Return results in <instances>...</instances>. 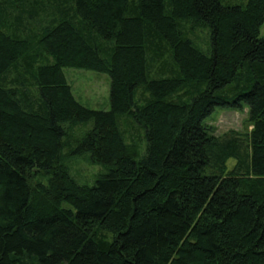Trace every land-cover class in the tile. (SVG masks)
Listing matches in <instances>:
<instances>
[{
	"label": "trees",
	"instance_id": "trees-1",
	"mask_svg": "<svg viewBox=\"0 0 264 264\" xmlns=\"http://www.w3.org/2000/svg\"><path fill=\"white\" fill-rule=\"evenodd\" d=\"M231 1L0 0V264H264V0ZM67 68L108 74L111 109ZM217 108L253 129L217 137Z\"/></svg>",
	"mask_w": 264,
	"mask_h": 264
},
{
	"label": "rangeland",
	"instance_id": "rangeland-1",
	"mask_svg": "<svg viewBox=\"0 0 264 264\" xmlns=\"http://www.w3.org/2000/svg\"><path fill=\"white\" fill-rule=\"evenodd\" d=\"M244 0H232V4H238ZM59 4H63L60 0ZM260 37L264 38V25L261 28ZM193 42L204 52H209L211 48L210 29L201 28L196 35L191 36ZM68 83L71 85L75 98L87 108L93 110L109 111L111 78L106 73L67 68L64 70ZM128 117L120 118L121 129L127 132L129 142L135 140L141 143L145 150V132L143 127L128 122ZM206 123L215 129L217 137H224L228 133L234 131L245 135L253 129L249 122V110L244 108L241 111L230 110L225 108H217L216 112L206 121ZM131 126H133L131 128ZM92 127V124L82 125L77 128V137H83ZM144 138V139H143ZM235 165L234 160L229 161V167ZM70 172L72 176L81 184L93 185L96 180L107 174L108 170L100 165L94 164L89 160V155H83L74 158L70 163ZM63 208L73 207L64 203Z\"/></svg>",
	"mask_w": 264,
	"mask_h": 264
}]
</instances>
